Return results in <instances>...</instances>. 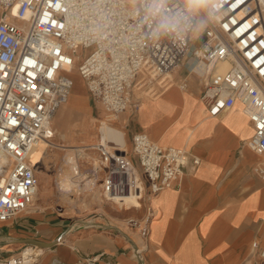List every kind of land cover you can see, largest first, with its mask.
<instances>
[{"label":"built area","instance_id":"obj_1","mask_svg":"<svg viewBox=\"0 0 264 264\" xmlns=\"http://www.w3.org/2000/svg\"><path fill=\"white\" fill-rule=\"evenodd\" d=\"M183 8L184 0H0V221L32 206L39 178L30 149L55 136L53 119L69 101L75 71L111 121L138 106L137 85L162 80L191 54L194 73L204 79L200 98L208 117L241 103L254 129L248 145L264 153V0H221L217 21L202 35L158 29L162 17ZM119 145L100 141L82 155L92 186L100 182L106 200L134 198L132 208L146 209L128 224L139 228L147 247L153 199L180 188L188 168L201 160L143 132L133 135L130 149ZM89 150L96 159L86 156ZM255 171L264 179V167ZM253 246L264 264V246ZM40 248L0 252V264H41ZM105 255L79 254L72 263L53 258L51 264H117Z\"/></svg>","mask_w":264,"mask_h":264},{"label":"crops","instance_id":"obj_2","mask_svg":"<svg viewBox=\"0 0 264 264\" xmlns=\"http://www.w3.org/2000/svg\"><path fill=\"white\" fill-rule=\"evenodd\" d=\"M187 60L184 57L159 81H166L164 90L151 94L139 110V122L147 124L152 134L140 129L137 122L128 130H122L121 122L116 126L122 129H108L120 142L125 131L127 149L132 147L133 135L143 132L162 145L185 147L200 157L197 166L188 168L180 188L165 189L153 199L156 215L148 246L135 228L126 225V218L116 224L98 217L73 220L48 207L32 205L0 221L1 254L19 253L27 244L40 245L37 241L54 245L59 241L47 250L41 264L53 258L72 263L79 254L102 251L106 252L105 261L117 264H258L253 242L264 246V180L255 167H264V153L248 145L254 129L241 103L216 118L208 117L206 105L194 91L201 94L204 89L194 73L198 65L193 63L186 70ZM82 83L86 87L84 80ZM86 130L83 126V133ZM73 163L80 176L77 160ZM112 202L125 209L136 203L132 198Z\"/></svg>","mask_w":264,"mask_h":264},{"label":"rangeland","instance_id":"obj_3","mask_svg":"<svg viewBox=\"0 0 264 264\" xmlns=\"http://www.w3.org/2000/svg\"><path fill=\"white\" fill-rule=\"evenodd\" d=\"M193 63L194 59L190 54L185 64V69L188 70L189 66ZM73 77L75 78V85L69 101L58 110L53 119V126L55 128V136L52 140L53 144L42 146V150L41 148L36 150L39 154L41 153L38 165H36L37 170H39V190L32 205L39 208L48 207L60 216L69 217L73 220L90 217H98L100 218L99 220L113 223L119 222L120 219H128V217L137 220V218L145 215L146 209L144 207L139 210L135 208L125 209L115 205L112 201L106 200L102 195L100 196L98 194L100 192V182L95 183V187L92 186L88 172L89 168L87 167L88 164L83 155H80V149H71V146L81 147L93 142L96 138L97 128L101 125L102 121H106V114L100 112L89 99L86 87L82 83L83 79L76 71L73 73ZM179 79L180 76L177 75L176 80L178 82ZM160 80L161 78L152 83H147L141 88H138L139 85H137L134 88V93L138 106L125 111L117 119H112L110 123H114L115 125L119 123L120 125L121 122L124 130H128L130 124L137 122V124H140V127L138 126L140 129L152 134V130L147 124L141 125L139 122V110L143 103L150 98L151 94L154 93L156 96L164 90L166 81L160 83ZM200 80L204 83L203 78H200ZM151 87L154 88L152 91ZM198 88L200 89V87ZM194 91L196 95L201 97L199 90ZM90 124L91 126H89ZM83 126H87V132L85 133H83ZM92 126L95 127L92 128ZM71 142L77 143L71 144ZM128 149H130L129 146ZM87 153L86 156L90 158L95 157L96 159V153L93 150H89ZM76 160L81 175L73 174L72 171V178H67V182H62L61 179H66L68 171L73 169V162ZM260 178L264 180L262 177ZM76 179L81 189L75 188L73 190V183ZM127 225L135 228L137 231L139 230L133 224ZM58 243L59 241L54 246ZM54 246L52 247L54 248ZM51 263L52 260L48 264ZM258 264H261L259 259Z\"/></svg>","mask_w":264,"mask_h":264},{"label":"clouds","instance_id":"obj_4","mask_svg":"<svg viewBox=\"0 0 264 264\" xmlns=\"http://www.w3.org/2000/svg\"><path fill=\"white\" fill-rule=\"evenodd\" d=\"M220 8L221 0H184L183 11L162 17L158 29L170 34L202 35L209 23L217 21Z\"/></svg>","mask_w":264,"mask_h":264},{"label":"bare ground","instance_id":"obj_5","mask_svg":"<svg viewBox=\"0 0 264 264\" xmlns=\"http://www.w3.org/2000/svg\"><path fill=\"white\" fill-rule=\"evenodd\" d=\"M16 10V9H15ZM12 18V17H11ZM71 62H73V60L71 61ZM194 63L197 65V61H195L194 60ZM179 66V64L175 67V68H177ZM174 68V69H175ZM221 68H225L224 66H221ZM173 69V70H174ZM172 70V71H173ZM171 71V72H172ZM170 72H168V74H169ZM168 74L166 75V76H168ZM165 76V77H166ZM164 77V78H165ZM202 101V100H201ZM243 110H244V108H243ZM226 111H228V110H224L223 111V113L224 112H226ZM245 112V111H244ZM223 113H221V114H223ZM220 114V115H221ZM218 117V116H217ZM216 118V117H215ZM108 129H109V131L112 129V130H114V131H118V130H120V129H122V128H120V127H118V126H116L114 123H110V121H108L107 119H106V121H102L101 122V125L97 128V133H96V138H95V140L93 141V142H91V143H89V144H87V145H92V144H96L97 142H100V141H103V142H107L109 139H113V140H115V141H117V142H119L120 143V148H123V149H127V145H128V141H127V138H126V135H125V131H122V134L124 135V141H122V142H120V141H118V140H116V138L115 137H113V136H111V134H110V132H109V134H108ZM122 130H124V129H122ZM52 140H53V138L51 139V140H45V139H41V140H39V141H37L32 147H31V149H30V154H29V158H30V160L32 161V163L36 166V165H38V161H39V155L41 154H39L38 152H36V150L38 149V148H41L42 146H49V145H52L53 144V142H52ZM87 145H84L83 147L84 148H79V147H74L73 149L74 150H79V152H80V155L81 154H83V150L85 149V147L87 146ZM45 148V147H44ZM43 148H41V150H42ZM75 164H73V169L72 170H69L68 171V176H66V179L65 178H62L61 179V181L62 182H67V178L69 179L70 177L72 178V176H71V172L74 174V173H78V168H74L75 166H74ZM67 167V166H66ZM37 171H39V170H37ZM76 176V175H75ZM77 180V179H76ZM73 185H74V188H77L78 186H80L79 185V183H78V180H77V182L75 181L74 183H73ZM38 190H39V183H38V186H37V193H36V195L38 194ZM36 195H35V197H36ZM126 199H129V198H126ZM132 199H134V198H132ZM135 204H137V201L135 200ZM131 217H129L128 219H126V225L128 224V222L131 220L130 219ZM50 247H44V248H40V251L43 253V255L46 253V251L49 249ZM42 255V256H43ZM41 263V262H40Z\"/></svg>","mask_w":264,"mask_h":264},{"label":"water","instance_id":"obj_6","mask_svg":"<svg viewBox=\"0 0 264 264\" xmlns=\"http://www.w3.org/2000/svg\"><path fill=\"white\" fill-rule=\"evenodd\" d=\"M40 245L46 246V247H52L54 243H49V242H41L37 241Z\"/></svg>","mask_w":264,"mask_h":264}]
</instances>
